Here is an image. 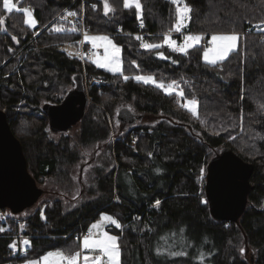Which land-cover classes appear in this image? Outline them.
Wrapping results in <instances>:
<instances>
[{"label": "trees", "instance_id": "1", "mask_svg": "<svg viewBox=\"0 0 264 264\" xmlns=\"http://www.w3.org/2000/svg\"><path fill=\"white\" fill-rule=\"evenodd\" d=\"M14 2L30 8L37 25L30 28L21 10L9 13L0 0V110L22 145L29 173L36 183L55 176L61 164L79 157L77 144H105L116 167L105 173L95 197L70 210L60 200L23 218L7 210L0 264L57 248L76 251L78 234L101 212L121 225L106 227L118 238L121 264H264V0H182L191 9L185 33L238 34V48L216 64L201 60L200 46L185 53L164 43L175 31L172 0H139L140 10L108 0L113 11L107 14L104 0ZM69 6L76 14L83 11L93 33L107 34L120 46L124 74L58 50L62 42L79 40V26L57 18ZM144 43L162 46L146 49ZM141 75L156 83L135 79ZM91 77L108 83L86 86L84 79ZM173 81L175 91H166ZM79 82L87 98L70 145L69 136L49 135L46 106L61 103ZM66 86L71 87L61 93ZM186 99L197 102L196 115L185 107ZM126 111L142 118L121 121ZM110 119L122 128L115 140ZM150 119L155 121L143 123ZM128 136L135 137L133 146ZM226 150L252 165V189L236 215L217 219L205 181L210 160ZM159 227H182L193 240L191 253L167 260L155 256ZM18 234L30 242L23 254L10 247Z\"/></svg>", "mask_w": 264, "mask_h": 264}, {"label": "rangeland", "instance_id": "2", "mask_svg": "<svg viewBox=\"0 0 264 264\" xmlns=\"http://www.w3.org/2000/svg\"><path fill=\"white\" fill-rule=\"evenodd\" d=\"M132 6H134V4ZM185 6L186 5L182 2V0H180L179 4H176V9L178 7L184 8ZM23 8H28V7H23ZM23 8H21V12L23 13L24 21H26L27 19H33L35 21V26H36L37 20L34 17L32 10L29 9L31 11V18H29L22 11ZM178 19H179V13L177 12V20L174 24V30H176V27L178 24ZM188 21H189V13L184 15V19H183V23H182V26L180 28V31L185 29L186 25L188 24ZM25 24L28 25L30 28L35 27V26L34 27L30 26L28 23H25ZM86 27H88V26L84 25L83 28L86 29ZM78 31L80 33L78 41H76V42H62L58 46V50L62 51L69 58H74L75 53H80V45L87 46V44H88V46H91L96 51L94 56L91 58V62L97 68L102 69L106 72L113 73V74H124L121 53H120V62H121L122 72L109 71L107 66L106 67H99V66H97V63L95 62L98 58L101 60V62H103V57L105 55L106 42L101 41V40H97L95 42L96 46H94L93 42L90 39H85L86 36H88V37L106 36L110 40H112V42L114 44H116L111 36H109L107 34H102V33H93L90 30V28L88 30L89 33H86V30L82 31V33H81L80 28L78 29ZM188 35L201 36V37L203 36V35H200L198 33H182L180 40H178V39L176 40V39L170 38V36H168V38H170V39H169V42L167 43V45L171 49H174L176 51H179V48L184 46L186 43L192 45L191 47H188L187 50L191 49L194 46H200V48H201V60L207 64H216L219 61H222V60H217L215 63H211V62L206 61L204 59V52L213 46L211 43V38L213 35H236L238 37V40L236 42L235 49H237L238 45H239V36L236 33L209 34L208 37H203L202 39H200V41L198 43L193 42V41H186L185 37ZM204 38L206 39V42H205L206 46L205 47H203V45H202L204 40H205ZM171 41H174L175 43L173 44V43H171ZM164 42H165V39H164ZM116 46L120 47L118 44H116ZM212 57H213V54L210 53L209 60H211ZM141 76H147V75H141ZM157 83L159 84V82H157ZM85 85L87 86L88 84H85ZM70 87L71 86H66L65 88H63L64 90H62L61 93H63L64 91H67ZM173 91H175V87H174ZM189 101H193V100L186 99L184 102L185 107L192 114H193V112H195V115H196L197 108H198L197 102L195 101L194 104H190ZM109 121L111 122L112 120L110 119ZM153 121H155V120L150 119V120H146V122L143 121V123L147 124V123H150ZM110 125H111V140H115V139L119 138L120 132H118V131H121L122 128H121L120 123H117V122H111ZM78 129H79V125H78V123H76L75 125L70 126L66 131H62V130L52 131L50 129L49 135L52 138H54L55 140H58V139H60V137H63V136H69V140H70L69 144L73 145V144H75L73 137L78 132ZM77 151H78L79 157L76 159V161H74L71 164H67V163L61 164V166H59V170H58L59 173H56L55 176L47 177L42 182L37 183V186L42 189V195L40 196L39 200L34 205H32L31 207L26 208L23 211L16 214L15 216H17V218H23V217L29 216V215L33 214L36 210H39L40 212H42L45 208L51 207L53 204V201H55V200H60L62 205L67 210H70L71 208L76 207L79 203H81V202H83L89 198L92 199L91 197L96 196L95 190L98 189V187H101V185H102L101 181L103 180V178H104L103 176L105 175V173H107L108 170H110L112 167H114V166L116 167L115 160L112 159L113 157L109 153V151L108 150L106 151V145L105 144H95V145L90 146V147H85L83 145L81 146V145L77 144ZM105 151H106V153H105ZM4 211H5L6 215L9 214L8 211H6V210H4ZM105 215L110 216L113 219H115L112 215L105 213V212H101L99 214V216L95 220L91 221L90 224L88 225V227L86 228L87 232H88L87 235H89V230L91 229L92 238H100L104 232H107L109 235L115 236L114 234H112L106 230V227L108 225H112L114 227H116V226L111 224L110 221L104 220L103 217ZM93 224H98L99 227L92 229ZM3 228H6V225H4ZM177 229H179V231L176 229L175 230L161 229V227H159V229L157 230V232L155 234L156 240H155L153 249L155 248L156 253L159 252L160 254L154 253L155 256L161 257L162 260H167V259H173L176 256L177 257H183V256H186L187 253L188 254L191 253L189 250L194 248L193 240L187 239V234L182 227L177 228ZM83 238H84V236L77 240L78 241L76 243L77 249H76V251H73V252H67V250H65L64 248H57V249L49 250V251L45 252L44 254H42L38 257H35V258H27V259L20 260V261H6V262H3L1 264H28L29 261H37L38 264H44V261L42 260V258L48 252H55V251L59 250V251H62L65 255H71L77 251H81V245H82ZM25 240H28V239L26 237L22 236L21 234H18L17 238L11 244V245H15V247H11L13 249V251L23 254L24 251L26 250V248L29 246V243H30L29 242L28 244H24L23 241H25ZM117 244H118V240H117ZM118 246H119V244H118ZM156 247L164 249L165 252H160L158 249H156ZM174 249H178L179 252H177V253H184V254L183 255H171L170 253H174V252L173 251L169 252V250H174ZM184 251H186V252H184ZM83 254H88V250H84L82 253V256H83ZM96 254H98V252L93 253V255H96ZM82 256L80 258V264H83ZM104 259L106 260L107 257H104ZM49 264H57L56 258H50ZM61 264H63V262H61ZM120 264H121V251H120Z\"/></svg>", "mask_w": 264, "mask_h": 264}, {"label": "water", "instance_id": "3", "mask_svg": "<svg viewBox=\"0 0 264 264\" xmlns=\"http://www.w3.org/2000/svg\"><path fill=\"white\" fill-rule=\"evenodd\" d=\"M86 98L79 82L77 89L61 103L46 106L50 129L66 131L75 125L83 113ZM124 116L119 119L127 120L128 124L142 118L130 111ZM252 172L251 164L228 150L210 160L205 189L215 218H232L242 209L252 189ZM41 195L42 189L28 171L22 145L11 131L4 111L0 110V209L19 213L34 205Z\"/></svg>", "mask_w": 264, "mask_h": 264}, {"label": "snow or ice", "instance_id": "4", "mask_svg": "<svg viewBox=\"0 0 264 264\" xmlns=\"http://www.w3.org/2000/svg\"><path fill=\"white\" fill-rule=\"evenodd\" d=\"M174 4H179L180 0H172ZM134 4L135 8L137 10L141 9V5L139 3V0H124V7L129 8ZM95 7V6H93ZM3 8L5 11L11 13L14 10L20 11L21 9L18 8L17 4L14 3V0H3ZM104 8H105V14H107L110 11H113V9L110 7L108 0H104ZM22 11L24 14L31 18V11L28 8H23ZM191 11L190 8L184 7V8H177V12L179 13V19L178 24L176 27V31H180V28L183 23L184 15L189 13ZM68 15H76V13H68ZM25 23H28L30 26H35V21L33 19H27ZM4 24V19L0 17V26ZM259 27V25H257ZM6 30V29H4ZM58 31L60 29H57ZM264 31V28L261 29ZM138 39H141L140 37H137ZM15 39V37H13ZM85 39H90L93 42V45L96 46L95 42L97 40L105 41V55L103 57V62L98 58L95 62L97 63V66L99 67H108L109 71L112 72H122L121 69V62H120V53L121 48L116 46L106 36L102 37H88L86 36ZM202 39L201 36H194V35H188L185 37L186 41H193L198 43ZM238 40V37L236 35H213L211 38L212 47L209 48L204 52V59L206 61H209L211 63H215L217 60H223L225 59L228 54L233 51L236 47V42ZM169 42V38H165V43ZM171 43H175L174 41H171ZM162 45L159 44H148L144 43L142 47L146 49H152V48H159ZM190 44H185L184 46L179 48V51L185 52L187 51L188 47H191ZM210 53L213 54V57L211 60H209ZM159 55L163 56V53H159ZM125 80L128 79V77H124ZM136 80L143 81L145 83L152 82L156 83L155 79L152 76H136ZM175 81H173L171 84L165 88V85L163 82H160L158 84V87L165 88L166 91L171 92L174 90ZM180 95L182 96L183 93L181 92ZM190 104H194L195 101H189ZM195 115V112H193ZM203 171V170H201ZM160 201H156V205H159ZM104 220H108L111 222V224L115 225L117 228H119L121 225L119 222L115 219H113L110 216L105 215L103 217ZM23 227V225H21ZM98 224H93L92 229L98 228ZM4 229L0 228V232H3ZM117 237L109 235L107 232H104L100 238H92L91 236V229L89 230V235L84 236L82 245H81V251H77L71 255H65L62 251H55V252H48L42 260L44 261V264H49L50 258H56L57 264H80V258L82 256V253L84 250H88V254H83V264H120V248L117 244ZM24 244H28L29 241L25 240L23 241ZM10 247H15V245H10ZM96 255H93V253H97ZM171 255H183L184 253H170ZM104 257H107L105 260ZM28 264H38L37 261H29Z\"/></svg>", "mask_w": 264, "mask_h": 264}, {"label": "built area", "instance_id": "5", "mask_svg": "<svg viewBox=\"0 0 264 264\" xmlns=\"http://www.w3.org/2000/svg\"><path fill=\"white\" fill-rule=\"evenodd\" d=\"M85 1V0H84ZM83 3V2H82ZM85 3V2H84ZM75 13L74 10L70 9L69 7H66L58 16L57 18L61 19L62 21H65L67 23L70 24H77L80 28V31L82 33V31L86 30V33H89L88 30L89 28L86 27V29H84V16H83V11L81 10V12L79 14H76L74 16L72 15H68V13ZM64 19V20H63ZM205 39V38H204ZM141 41H144V39L141 37L140 39ZM206 39L203 42V47L206 46ZM80 45V44H79ZM95 49L92 48L91 46H84V45H80V53H75L74 58L78 59L81 63H84L85 61H91V58L94 56L95 54ZM84 83L91 85V84H97V85H101V84H107L108 82L96 77H91L90 79H84ZM87 85V86H88ZM136 143V139L133 136H130V142L129 145L133 146ZM6 209H0V227H1V222H5L7 219V215L5 214ZM7 211V210H6ZM87 228V227H86ZM84 229L80 234H78L77 239L86 236L88 234L87 229Z\"/></svg>", "mask_w": 264, "mask_h": 264}, {"label": "crops", "instance_id": "6", "mask_svg": "<svg viewBox=\"0 0 264 264\" xmlns=\"http://www.w3.org/2000/svg\"><path fill=\"white\" fill-rule=\"evenodd\" d=\"M28 9H30V8H28ZM31 10V9H30ZM187 26V25H186ZM186 28V27H185ZM182 33H185V29H183L182 31H174V33H171V34H167L166 36H165V38L167 37L168 38V36H170V38H174V39H178V40H180V38H181V36H182ZM199 34V33H198ZM200 35H203L202 36V38L203 37H208L209 35H207V34H200ZM175 36V37H174ZM169 38V39H170ZM165 43V42H164ZM165 44H167V43H165ZM149 83H151V82H149Z\"/></svg>", "mask_w": 264, "mask_h": 264}, {"label": "bare ground", "instance_id": "7", "mask_svg": "<svg viewBox=\"0 0 264 264\" xmlns=\"http://www.w3.org/2000/svg\"><path fill=\"white\" fill-rule=\"evenodd\" d=\"M75 45V44H74ZM127 140V144L129 145V142H130V136H128V138L126 139ZM123 141V139L121 140Z\"/></svg>", "mask_w": 264, "mask_h": 264}]
</instances>
